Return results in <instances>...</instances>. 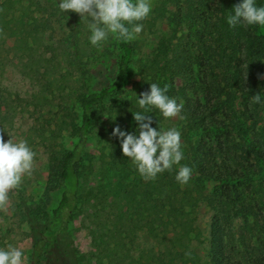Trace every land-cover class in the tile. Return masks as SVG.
<instances>
[{"label": "rangeland", "instance_id": "1", "mask_svg": "<svg viewBox=\"0 0 264 264\" xmlns=\"http://www.w3.org/2000/svg\"><path fill=\"white\" fill-rule=\"evenodd\" d=\"M3 1L5 0H0ZM159 1L151 0L152 11L142 21V33L130 41L135 53L129 70V80L118 95L105 101V105L109 106L117 100H130L140 94V60L143 61L156 47L162 33L173 37L172 56L175 59L182 55L183 49L193 46L195 36L190 30V24L191 17L196 15L195 7L190 6L186 0H174L170 5L173 22L156 21L153 10ZM240 2L241 0H219L217 3V0H206L203 9L209 10L208 15L214 11L212 23L217 25L220 32H227L234 28L229 27L226 17ZM257 3L258 6H264V0H257ZM247 27L249 26H243L246 29ZM89 35L88 19L82 21L79 14L72 11L60 12L58 0H17L10 10L0 12V93L10 103L9 108H3L5 114L0 113V117H7L6 122L2 121L4 128L0 131V136L5 142L11 138L14 142L26 141L35 154L31 175H25L20 185L12 189L7 200L0 204V248L8 245L19 248L23 253V264H27L29 258L31 239L27 222L20 210L21 205L24 202L37 204L49 197V206L53 209L59 202L63 187L56 188L47 195L49 161L64 149L71 148L79 138L83 119V83L93 91L101 90L114 81L117 73L118 60L122 53L119 42L110 36L102 47L97 48L89 43ZM228 43L225 52L210 50L213 58L223 60L217 70V83L227 91L221 98L216 118L225 121V134L232 135L230 137L235 140L237 147L249 151L253 142L263 139L264 143V112L255 110L253 101L257 88L262 87L264 76L257 80L258 74L250 68L246 39ZM232 47L236 52L232 51ZM194 50L199 59H192L194 62L188 76H176L168 85L171 88L168 93L178 103L183 104L186 100L181 94L185 83L194 86L202 76L201 73H206L209 69L203 58L209 53L206 54V46L202 44L201 48L198 46ZM232 54L233 60L230 59ZM228 59L232 61L231 67L226 64ZM31 73L33 79L29 77ZM190 93L194 95L191 90L188 91ZM154 111L160 115L158 110ZM181 118L180 114L168 120L175 128ZM110 120L108 116L99 118L94 112L93 126L86 147V165L92 162L94 167L100 168L116 145L114 136L107 134L106 128L109 124H104ZM186 123L182 122L180 125ZM188 127L190 125L187 124V130L191 128ZM186 129L180 131L182 141ZM190 131L189 136L194 140L198 138L197 135H192V129ZM239 153L236 150L235 155ZM246 166L249 178L235 184L238 187L236 195L240 194L243 201L235 208L238 211L237 216L233 219L235 212L224 213V209L215 204L216 202L214 205L200 204L198 224L204 232L205 243L202 246L194 244L198 251L206 255L213 250V228L216 218H220L221 227L224 229L223 241L226 245L235 247L236 252L239 251V255H235L245 264L248 263L247 258L242 255L245 242L251 248H264V163H256L255 166L251 164V167L246 163ZM205 186L208 192L218 187L219 183L207 182ZM244 203L246 206L247 203L253 206L250 219H246V213L242 211ZM181 209L178 199L169 202L168 210L173 215L170 228H177L181 224ZM153 228V224L143 223L128 238L126 248L130 249L135 259L140 258L143 263H151L154 253L165 246L161 243L162 235L154 234ZM74 233L81 264L105 262L102 248L99 249L95 244L98 230L85 212H81L74 222ZM210 263L212 264L211 261Z\"/></svg>", "mask_w": 264, "mask_h": 264}, {"label": "trees", "instance_id": "2", "mask_svg": "<svg viewBox=\"0 0 264 264\" xmlns=\"http://www.w3.org/2000/svg\"><path fill=\"white\" fill-rule=\"evenodd\" d=\"M186 1L196 10L190 24V30L195 36L193 46L183 49L182 55L175 59L172 56L173 37L162 33L156 47L143 61L140 60L142 64L138 82L140 94L137 97L105 105V101L118 95L129 80V70L135 53L130 41H118L122 53L118 60L115 79L111 84L93 91L83 83L81 91L83 119L79 138L71 148L64 149L49 161L47 195L50 191L63 187L59 202L53 209H50L49 197L37 204L24 202L21 205L20 210L27 222L31 239L27 264H81L74 233V222L81 212H85L86 217L93 220L98 230L95 244L99 249L102 248V257L105 259L101 264H211L210 261L212 264H245L235 255H239V251L236 252L235 247L226 245L223 241L224 229L221 227L220 218H216L217 222L213 228L215 229L212 234L213 250L206 255L198 251L194 244L202 246L205 243L204 232L198 224L200 204L214 205L216 202L215 204L224 209V213L235 212L232 215L235 219L238 214L235 208L243 202L240 194L236 195L238 187L235 184L249 178L246 163H249L250 167L251 164L255 166L256 163L258 165L264 163L263 139L253 142L249 151L240 149L235 140L231 139L232 135L225 134V121L216 118L221 98L227 91L217 83L219 76L217 70L223 60L213 58L210 52L213 50L225 52L228 42L231 44L232 41L246 39L249 65L258 74V80L264 76V28L249 26L246 29L241 25L233 30L220 32L217 25L212 23L214 11L208 15L209 10L203 9L206 0ZM13 3H17V0L0 2V12L10 10ZM173 3L174 0L159 1L153 10L156 21L173 22V17L170 16L172 12L170 5ZM225 27L226 25L223 26ZM202 44L206 46V54L209 52L203 56L204 63L209 69L206 73H201L202 76L194 86L185 83V87L181 88V94L186 100L180 113L182 115L180 123H187L181 125L178 123L175 127L182 132L188 124L191 127L188 128L194 132L192 135L198 136L194 140L189 136L190 129H186L184 140H181L184 153L181 164L192 169L189 182L181 185L176 181L179 166H173L154 180H145L130 158L122 155L121 143L116 137H113L116 139V145L100 168L94 167L92 162L86 165L88 160L86 147L93 126L94 112L99 118L105 116L111 118L109 122L104 123L109 124L106 128L107 134L112 135L113 129L117 126L129 133L138 134V123L134 120L133 113L143 111L138 106L141 93L149 90L150 83H158L163 87L170 85L176 76L186 78L194 62L192 59H199L194 49L198 46L201 48ZM234 50L233 48L232 51L236 52ZM230 59H234L233 54ZM231 60L228 59L226 63L230 67ZM32 74L29 76L31 79ZM189 90L194 95L188 94ZM257 94H261L262 102L255 103L254 109L264 112V80L261 89L257 88ZM169 96L171 97L170 94ZM5 98L0 93V113L3 114H5L3 108L10 107ZM145 114L152 118L154 128L158 125L163 130L173 128L170 121L157 115L154 109ZM6 119V115L0 117V131L4 128L2 121L6 122ZM236 150L240 153L235 155ZM232 160L234 163H231ZM207 182H217L219 186L207 192L205 188ZM177 199L182 205L181 224L173 229L170 228L173 215L168 210V204ZM245 203L242 211L246 213V219H250L253 206L249 203L246 206ZM148 222L154 225V234L162 235L160 240L165 246L154 253L151 263L149 261L143 263L140 258L133 257L126 245L131 234L143 223ZM243 254L247 258V264H264V248H251L245 242Z\"/></svg>", "mask_w": 264, "mask_h": 264}, {"label": "clouds", "instance_id": "3", "mask_svg": "<svg viewBox=\"0 0 264 264\" xmlns=\"http://www.w3.org/2000/svg\"><path fill=\"white\" fill-rule=\"evenodd\" d=\"M219 0H217V3ZM60 12L79 14L82 21L88 19L89 43L97 48L111 36L117 41L129 42L136 39L143 30L142 21L152 11L151 0H58ZM226 22L231 28L238 26L264 27V6H258L257 0H241L227 15ZM168 85L150 83L148 91L138 98L139 109L133 113L138 123V134L122 130L119 126L112 136L120 140L122 155L130 158L136 170L145 180H154L159 174L179 166L175 179L185 185L189 182L192 169L182 165L184 153L181 133L176 128L163 130L152 126V118L145 114L158 110L165 119L180 115L183 104L167 93ZM253 101L261 103V94L253 95ZM34 152L26 141L5 142L0 136V204L7 200L8 193L18 187L25 175H31ZM0 264H23L22 251L12 245L0 248Z\"/></svg>", "mask_w": 264, "mask_h": 264}]
</instances>
